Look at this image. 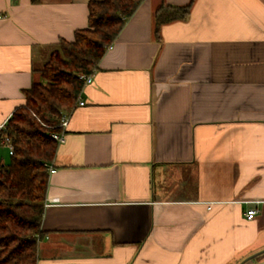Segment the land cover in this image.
Masks as SVG:
<instances>
[{"label":"crops","instance_id":"1","mask_svg":"<svg viewBox=\"0 0 264 264\" xmlns=\"http://www.w3.org/2000/svg\"><path fill=\"white\" fill-rule=\"evenodd\" d=\"M91 1L103 0H0V133L58 43L88 28ZM191 2L155 32L159 7ZM112 45L50 163L37 264H241L262 252L264 0H143Z\"/></svg>","mask_w":264,"mask_h":264},{"label":"trees","instance_id":"2","mask_svg":"<svg viewBox=\"0 0 264 264\" xmlns=\"http://www.w3.org/2000/svg\"><path fill=\"white\" fill-rule=\"evenodd\" d=\"M143 0L91 1L89 26L75 32L74 41L61 40L39 70L43 81L24 91L25 104L1 131L10 138L13 153L0 165V264H37L38 244L49 184L45 164H50L58 144L52 134L60 131L83 89L80 75L95 71L99 62ZM185 6L162 5L154 14L155 32L186 19Z\"/></svg>","mask_w":264,"mask_h":264},{"label":"built area","instance_id":"3","mask_svg":"<svg viewBox=\"0 0 264 264\" xmlns=\"http://www.w3.org/2000/svg\"><path fill=\"white\" fill-rule=\"evenodd\" d=\"M112 48H113V45L109 46L107 48V50H111ZM93 78H94L93 73L88 74V75L83 74V75L79 76V80H81L83 82V87L86 86V85L91 84L93 82ZM78 105L79 106H84L85 103L82 102L81 99H79L78 100ZM70 115H71V113L70 114H66V115L63 116V118H62V120L60 122V125H59L60 131L59 132H55V133L52 134V138L57 142V144H61V143H63L65 141L66 129L68 127ZM0 142L2 144H5L9 148L10 155H12L14 149H13V146H12L10 138L6 137L4 139H1V133H0ZM45 166H46L48 174H52V173L55 172V169H54V167L51 164H45ZM256 214H257L256 210H249L247 212L246 217H247L248 220H253L254 217L256 216Z\"/></svg>","mask_w":264,"mask_h":264},{"label":"water","instance_id":"4","mask_svg":"<svg viewBox=\"0 0 264 264\" xmlns=\"http://www.w3.org/2000/svg\"><path fill=\"white\" fill-rule=\"evenodd\" d=\"M262 254H264V250H263L262 252H260V253H257V254H255V255L251 256L250 258H248L247 260H245V261H244L243 263H241V264H244V263H246L247 261L252 260L253 258H255V257L259 256V255H262Z\"/></svg>","mask_w":264,"mask_h":264},{"label":"rangeland","instance_id":"5","mask_svg":"<svg viewBox=\"0 0 264 264\" xmlns=\"http://www.w3.org/2000/svg\"><path fill=\"white\" fill-rule=\"evenodd\" d=\"M57 48H58V46L53 50V52L56 51ZM53 52H52V53H53ZM50 57H51V55H50ZM50 57H49V58H50ZM260 260H261V259H257L256 262H261Z\"/></svg>","mask_w":264,"mask_h":264}]
</instances>
